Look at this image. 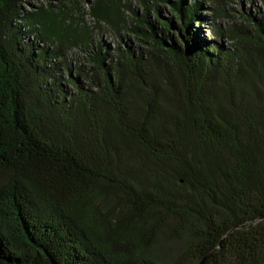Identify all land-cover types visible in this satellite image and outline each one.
<instances>
[{
	"label": "trees",
	"instance_id": "16d2710c",
	"mask_svg": "<svg viewBox=\"0 0 264 264\" xmlns=\"http://www.w3.org/2000/svg\"><path fill=\"white\" fill-rule=\"evenodd\" d=\"M39 1L0 0V264H264V13L209 29L224 47L129 2Z\"/></svg>",
	"mask_w": 264,
	"mask_h": 264
},
{
	"label": "rangeland",
	"instance_id": "374dc122",
	"mask_svg": "<svg viewBox=\"0 0 264 264\" xmlns=\"http://www.w3.org/2000/svg\"><path fill=\"white\" fill-rule=\"evenodd\" d=\"M45 1V0H42ZM52 3L61 4L64 3L68 7L72 8V11L75 9L69 3V0H47ZM76 1L77 0H72ZM91 1V0H90ZM177 0H157L153 6V11H145L141 6L137 5L134 0H120L122 4L130 3V8L137 14L138 17L145 16L149 18V21L156 24L157 35L162 36H171L174 42L177 44L181 43L182 37L185 35L192 34L195 42H204L208 40H216L219 44H222L224 47L230 46L229 38L214 36L212 32L209 31L211 28H217L221 30H227L232 26H244L250 29L249 21L247 18H256L264 13V0H183L184 5H190L193 1H198L201 3V10L199 12V18L202 22L191 21L188 24L183 23L180 18L177 17L176 13L172 9V3ZM32 5L27 7L35 6L39 4V0H31ZM81 7H84L85 4L82 2ZM157 10V12H156ZM219 11H222L223 14H219ZM219 14V15H217ZM125 15L129 18L133 17V13L130 10H125ZM79 13L77 10H74L73 17L78 18ZM133 19V18H132ZM82 22L87 26H92L94 20L88 15L84 14ZM135 20H133L134 22ZM163 21H169V27H166L163 24ZM187 24V25H186ZM94 42H102L103 45L112 48L116 45L123 47H141L145 46L142 40L137 38L134 34L130 32H125L121 30L119 33H115L109 30H96L93 35ZM79 56L85 55L83 52H77ZM82 63L88 64L84 59Z\"/></svg>",
	"mask_w": 264,
	"mask_h": 264
}]
</instances>
